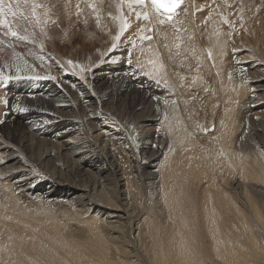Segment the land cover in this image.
<instances>
[{"label": "bare ground", "instance_id": "1", "mask_svg": "<svg viewBox=\"0 0 264 264\" xmlns=\"http://www.w3.org/2000/svg\"><path fill=\"white\" fill-rule=\"evenodd\" d=\"M118 2L36 0L33 45L55 79L0 82V264H264V127L246 114L264 108L253 83L264 81V0H185L172 41L161 31L171 26L141 41L125 5L116 43L127 46L114 53ZM79 22L101 31L75 32ZM174 48L193 59L186 72ZM199 97L212 131L193 115ZM157 123L165 134L143 131Z\"/></svg>", "mask_w": 264, "mask_h": 264}, {"label": "rangeland", "instance_id": "2", "mask_svg": "<svg viewBox=\"0 0 264 264\" xmlns=\"http://www.w3.org/2000/svg\"><path fill=\"white\" fill-rule=\"evenodd\" d=\"M76 3V2H75ZM78 4V3H77ZM75 5V4H74ZM79 5V4H78ZM239 5L240 4H238V8H239ZM80 6V5H79ZM74 6L72 5V7H70V8H73ZM77 6H75L74 8H76ZM74 10V9H73ZM22 11H24V14L26 15V16H29V19L28 20H25V19H23V18H21L20 16H17V17H15V18H13V17H11V19H12V22H11V24H12V26H13V30L14 31H17V32H19V33H21V34H23V33H25L24 32V29L26 28L27 29V32L28 33H34L35 35L32 37V39L35 41L34 43H32V42H27V43H23V42H20V41H18V40H16L15 39V41L13 42H11V39L10 38H13V37H10V36H4L3 35V31H2V29H3V27H0V41H3V43H0V72H2L3 74H5V76H12V77H16L17 75H19L20 77H22V78H20V79H11V80H7V81H4V80H0V82L3 84V85H11L12 87L10 88V89H12V88H14V87H16V88H18V87H22V86H24V84H25V82H29V81H32V79H34V78H29V77H35V76H40V77H45L46 75H48L49 77H53L52 75H51V73H46L45 72V60L44 59H42V54L40 53L41 52V50H42V47H34L35 45H33V44H36V45H39V44H37V41L38 40H40L41 38H42V32H41V29H40V27H39V24L38 23H35V20H34V18H31L30 17V10H22ZM236 14V16H235V18H236V21H237V23H238V26H239V30L241 29V32H243L242 30H244V29H242L241 27V24L239 25V15H238V13L236 12L235 13ZM234 14V15H235ZM75 16L77 15V14H74ZM73 15V16H74ZM74 16V17H75ZM78 16H80V15H78ZM87 15H85L84 17H82V18H84V20L85 19H87V17H86ZM183 17H181L180 18V20H185L184 18L182 19ZM79 19H81V18H79ZM83 19H81V21H82ZM92 20H94V19H92ZM91 19H90V24L93 22ZM183 24V23H182ZM65 26V25H64ZM176 27L178 28L179 27V29H181V25L180 24H177L176 25ZM94 29V31L96 32V30H97V32H100V31H98L99 29H97V27H94V26H92V25H89V24H86L85 22H79L78 24H77V26L74 28V30H75V32H77V31H81L82 33H84V31L85 30H91V29ZM171 28V29H170ZM165 29V28H164ZM163 28H162V34H163V36L164 37H166L167 35H168V37H169V40L170 41H172V39H173V35L172 34H174V29H173V27H168L167 29H169V32L167 31V33L165 32L167 29H165L164 30ZM173 29V30H172ZM170 30H172L171 32H170ZM58 33H59V31L58 30H56ZM170 33V34H169ZM84 39V36L83 35H78V42H83L82 40ZM82 39V40H81ZM127 46V44H125L124 42L122 43V45H119L116 49H114L112 52H114V53H119V52H121L122 51V49H125L126 47L125 46ZM33 48H38V49H33ZM181 48V47H180ZM41 49V50H40ZM117 49H119V50H117ZM175 49V48H174ZM186 50L187 51V49H183L182 48V50L181 51H179V50H176L175 49V63H176V65H178V69L180 68V71H187L188 69H186V67L188 68L193 62H192V60H186L185 59V61H184V59H182V57L180 56V54L181 53H185L184 51ZM178 53V54H177ZM49 54H51L50 56H48V58H52L53 56H54V54H53V51L52 52H50ZM39 55V56H38ZM185 55V54H184ZM114 57H116L115 58V61L116 62H120V63H122L123 62V57H118V56H114ZM118 57V58H117ZM55 58L56 57H54L53 59H51V61H53V62H55L56 63V61H54L55 60ZM118 60V61H117ZM178 60V61H177ZM184 61V62H183ZM245 63H247V64H250L251 62H255V61H262V58H260V57H254L253 59H245V60H243ZM25 62H26V64H25ZM113 62V61H112ZM116 62H113V63H116ZM264 62V61H263ZM12 63H14L15 65H19L20 66V72L18 73L17 72V69L15 68V72H14V69L13 68H11V69H13L12 71H10L11 69L9 68V74H6L5 72H6V66H10ZM173 63H174V61H173ZM237 63L239 64L240 63V61H238V60H236V65H237ZM57 65H59L58 63H56ZM75 64H78V62L76 63L75 62ZM189 64V65H188ZM235 64V63H234ZM193 65V64H192ZM191 65V66H192ZM190 66V67H191ZM67 67V66H66ZM66 67L64 66V67H62L61 68V70L62 71H68L69 70V67H67L68 69L66 70ZM79 67V68H78ZM78 69L77 68H75L77 71L81 68L79 65H78ZM64 69V70H63ZM75 69H73V70H75ZM80 71V70H79ZM41 80V79H40ZM254 84H256V85H261L263 88L262 89H260V90H255L254 91V94H256V93H258L259 92V94H261V95H263V93H264V81H259L258 83L257 82H253ZM258 94V95H259ZM260 97V96H259ZM261 98V97H260ZM195 100H193L192 101V104L191 105H193L192 107H195L196 109H194V112L195 113H197L198 111V113L197 114H193L194 116H196V118H199L198 120H202L201 118H203V120H205L204 121V127H206L207 129H209V131H212V130H214V123L211 121V119H212V117H210L211 115V113L208 111L209 109L208 108H206L205 107V105H204V99L203 98H201V97H199V99H197V98H194ZM202 101H201V100ZM203 103V104H202ZM204 105V106H203ZM199 110H198V109ZM198 110V111H197ZM160 111V113L162 114V111L161 110H159ZM205 111V112H204ZM201 112H203V114L201 113ZM206 112H209V113H206ZM202 114V117H201V114ZM250 118H257L258 119V123L261 125V127L263 128L264 127V108H261V109H258V110H255V111H249V112H247L246 113ZM208 115V116H207ZM204 116V117H203ZM206 117V118H205ZM208 118V119H207ZM210 121L209 123L210 124H208V121ZM194 123H195V125H196V123H197V120L196 121H193ZM207 122V123H206ZM213 124H212V123ZM212 124V126H210ZM159 125V126H158ZM147 128H149V127H147ZM161 128H163L161 125H160V123H157V124H154L152 127H150L149 129H146V128H143L144 130V132H146V130L149 132V130L150 129H152V132H156V133H159V134H161L162 132H164V134L167 132V130L166 129H161ZM142 129H140L139 131H141ZM155 130V131H154ZM163 130V131H162ZM164 130H166V131H164ZM148 132H146V134L148 133ZM97 134V133H96ZM163 134V133H162ZM263 135V134H262ZM84 135H80V134H78V133H76V137L77 138H83L84 140L86 139V137H83ZM166 136H169V134H166ZM162 137V135L160 136V138ZM72 137L71 136H69V137H67V138H65V140L64 141H67V140H69V139H71ZM164 139V136L162 137V139H160V140H163ZM257 145H258V147H259V150H260V147H261V145L262 146H264V136H262V137H260L258 140H257ZM207 147H208V150H206L205 152H204V154L206 153L207 155H208V159H212V157H213V150H211L212 148H211V146L210 145H208L207 144ZM210 148V149H209ZM211 151V152H210ZM209 153H210V155H209ZM37 155V154H36ZM161 159H162V157H161ZM160 160V159H159ZM163 160V159H162ZM162 160H160V162H159V165L161 164V162H162ZM202 162H206V160H204L203 158L201 159V166L203 167L204 166V164L205 163H202ZM203 164V165H202ZM6 177L5 176H1L0 175V181L2 182V183H5V184H8V182H5L4 181V179H5ZM222 185L224 186V183L222 182ZM229 191H232V190H229ZM54 201H57V202H59L60 204L61 203H65V201L64 200H54ZM60 206H62V205H60Z\"/></svg>", "mask_w": 264, "mask_h": 264}, {"label": "snow or ice", "instance_id": "3", "mask_svg": "<svg viewBox=\"0 0 264 264\" xmlns=\"http://www.w3.org/2000/svg\"><path fill=\"white\" fill-rule=\"evenodd\" d=\"M214 2V0H213ZM127 6V8L130 10V12H135V18L137 21H141L143 23V26L138 29L137 35H139V39L141 41L144 40H152L153 37L151 35H144L143 33H146L148 31H154L160 27H166L171 26L174 29V33L178 34L180 32V29L176 27L177 24H182L183 21L179 19L180 12L182 11L185 16L189 14L188 7L185 6V0H119L118 4L116 5L117 12L120 13L119 16H113L112 18L114 20L120 21V31L113 37L114 43L112 44L111 50H114L118 47V44L116 42H119L121 39V36L124 34L125 31H127L130 28V23L128 21V16L124 15L123 9ZM89 7L92 5L89 4ZM43 5L37 4L36 0H0V27L7 28V31L3 33L4 36H10L15 38L19 41H27L34 43L35 41L32 39V37L35 35L34 33H28L27 29H24L25 34H21L17 31L13 30L12 24L9 22L8 17H17L20 16L21 18L28 20L29 16H26L24 14V11L30 8V17L34 18L35 23H40V19L37 16V9L42 8ZM77 15H79V5H77ZM139 9V10H137ZM93 11H96L95 8H93ZM197 11H200L199 8H197ZM48 10L45 9L44 15L47 16ZM111 15V14H110ZM100 17L97 16V22L99 23ZM86 22V21H85ZM228 22V21H225ZM167 38V37H165ZM180 37L177 35V39ZM191 38V37H190ZM0 43H3V41H0ZM177 48L180 47V44L175 45ZM165 47H168V45H165ZM209 58H211V51L208 52ZM67 65L71 68L75 69L78 67L77 64H74L72 60H68ZM154 63V62H152ZM26 64V62H25ZM128 64L131 65L132 61L131 59L128 60ZM17 69V72H20V66H15ZM160 68H164V64L160 63ZM87 68H81L80 71H88ZM145 75L149 76L151 79H154L157 83V85L160 84V80L157 79L156 76H154L152 73H144ZM19 75L16 77L12 76H5L2 72H0V80H11V79H20ZM34 79H55L54 77H29ZM183 79V77H181ZM195 82V81H194ZM167 82L165 81V84ZM158 99V98H156ZM2 102L5 105H9V100L7 98H0ZM165 103H168V101H165ZM175 104V101L172 102ZM12 107L21 112L28 111V108L22 107L19 103L12 105ZM165 118L167 119V115H165ZM0 123H3V121H0Z\"/></svg>", "mask_w": 264, "mask_h": 264}]
</instances>
